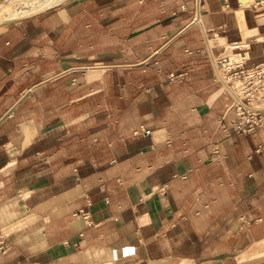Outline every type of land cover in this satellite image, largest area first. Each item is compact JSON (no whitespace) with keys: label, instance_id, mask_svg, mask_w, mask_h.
Wrapping results in <instances>:
<instances>
[{"label":"crops","instance_id":"obj_1","mask_svg":"<svg viewBox=\"0 0 264 264\" xmlns=\"http://www.w3.org/2000/svg\"><path fill=\"white\" fill-rule=\"evenodd\" d=\"M228 49L264 62V0H65L0 25V215H19L0 264H264V124L233 132Z\"/></svg>","mask_w":264,"mask_h":264},{"label":"built area","instance_id":"obj_2","mask_svg":"<svg viewBox=\"0 0 264 264\" xmlns=\"http://www.w3.org/2000/svg\"><path fill=\"white\" fill-rule=\"evenodd\" d=\"M246 62L245 54H222L214 59V78L231 99L227 110L234 112L231 127L235 134H250L264 124V62L251 67ZM149 134L143 125L132 132L133 136ZM214 154L218 160L216 148ZM158 192L165 194V187ZM83 218L88 220V214Z\"/></svg>","mask_w":264,"mask_h":264},{"label":"rangeland","instance_id":"obj_3","mask_svg":"<svg viewBox=\"0 0 264 264\" xmlns=\"http://www.w3.org/2000/svg\"><path fill=\"white\" fill-rule=\"evenodd\" d=\"M38 1L39 0H20V1L11 2V3H3V4L1 3L0 4V14H2V18H4L5 16H9V17L15 16L17 18L9 20V21H15V20L21 18V17H18V15L16 14L17 13L16 8H19V7L24 6V5H31L33 3H37ZM40 11H42V9L38 10V12H40ZM39 16H43V15H39ZM226 53L229 54V49L227 50ZM95 65L96 64H88L85 67H96ZM7 211H9V209ZM18 216L19 215H17L16 213H12L10 211H9V213H3L2 214V218L3 217H5V218L2 220L3 222H1V220H0V227L2 230L1 232H2V234L6 240H9V236L7 237V230H4L6 227L5 225H7V223L10 222L12 219L18 218ZM33 222H34V219L31 217L28 218L25 222H19L14 227L10 228L11 229L10 233L14 232V230H16L17 228L26 226L28 224H33Z\"/></svg>","mask_w":264,"mask_h":264},{"label":"bare ground","instance_id":"obj_4","mask_svg":"<svg viewBox=\"0 0 264 264\" xmlns=\"http://www.w3.org/2000/svg\"><path fill=\"white\" fill-rule=\"evenodd\" d=\"M63 1H65V0H39L37 3H33L31 5H24V6H21L19 8H16V12H17L16 14L18 15V17L28 16L30 14L38 12L39 9L43 10V9L48 8V7L60 4ZM14 18H17V17L5 16L4 18H2V14H0V22L9 21V20H12ZM7 210L8 209H4L3 213H8L9 211H7ZM2 214L0 215L1 217H2ZM1 222H3V221H1Z\"/></svg>","mask_w":264,"mask_h":264},{"label":"water","instance_id":"obj_5","mask_svg":"<svg viewBox=\"0 0 264 264\" xmlns=\"http://www.w3.org/2000/svg\"><path fill=\"white\" fill-rule=\"evenodd\" d=\"M16 21V20H15ZM15 21H4V22H0V25H4V24H9L11 22H15Z\"/></svg>","mask_w":264,"mask_h":264}]
</instances>
